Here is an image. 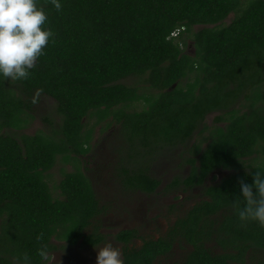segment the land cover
<instances>
[{
	"label": "trees",
	"instance_id": "1",
	"mask_svg": "<svg viewBox=\"0 0 264 264\" xmlns=\"http://www.w3.org/2000/svg\"><path fill=\"white\" fill-rule=\"evenodd\" d=\"M44 96L60 121L28 132ZM114 125L146 154L186 145L182 184L204 191L163 236L134 247L137 229L119 230L118 264H159L180 238L191 246L180 264L264 251V0H0V264H46L55 241H105L81 158L95 129ZM60 159L72 169L56 197L48 173ZM121 167L129 189L160 184L148 164ZM219 168L234 171L207 184Z\"/></svg>",
	"mask_w": 264,
	"mask_h": 264
},
{
	"label": "rangeland",
	"instance_id": "2",
	"mask_svg": "<svg viewBox=\"0 0 264 264\" xmlns=\"http://www.w3.org/2000/svg\"><path fill=\"white\" fill-rule=\"evenodd\" d=\"M231 13L225 22H230ZM197 28V27H195ZM188 51H193L188 40ZM128 83L140 82L137 77L125 80ZM141 83V82H140ZM143 84V83H141ZM148 92V90H143ZM139 107L142 103H138ZM56 102L50 96H44L35 107V119L26 131L34 132L43 127V118L53 116L55 122L60 116L55 111ZM217 112L210 113L206 121L212 122ZM114 125L102 132L97 127L94 131L91 151L81 160L86 166V172L92 178L95 191L103 211L99 216L106 239L97 246H86L81 243L69 246L66 242L55 241L58 249L53 251L46 264H118L123 256L124 244L115 238V234L125 228H136L139 236L130 243L140 246L144 238H157L166 234L170 225L199 199L204 197L201 187H187L182 180L188 175L191 164L186 160L191 155L188 147L182 144L162 146L157 150H137L118 132ZM193 138L191 140L194 141ZM137 151L146 154L136 155ZM139 161L148 164L153 176L160 180L154 192H144L129 189L122 182V167L129 161ZM63 169V170H62ZM72 169L71 164L59 160L48 173V182L54 196H60L57 185L64 170ZM234 171L232 168H219L207 179V184L218 182ZM191 246L184 239H178L173 249L158 259L159 264H180ZM215 250H218L219 248ZM244 264H264V251L252 250L246 256Z\"/></svg>",
	"mask_w": 264,
	"mask_h": 264
},
{
	"label": "built area",
	"instance_id": "3",
	"mask_svg": "<svg viewBox=\"0 0 264 264\" xmlns=\"http://www.w3.org/2000/svg\"><path fill=\"white\" fill-rule=\"evenodd\" d=\"M178 33H179V29L173 31V32H172V35L176 36V35H178Z\"/></svg>",
	"mask_w": 264,
	"mask_h": 264
},
{
	"label": "flooded vegetation",
	"instance_id": "4",
	"mask_svg": "<svg viewBox=\"0 0 264 264\" xmlns=\"http://www.w3.org/2000/svg\"><path fill=\"white\" fill-rule=\"evenodd\" d=\"M148 167H149V166H148ZM149 172H150V167H149ZM101 224H102V223H101ZM125 229H126V228H125ZM101 230H102V232H103V229H102V228H101ZM167 231H168V230H167ZM103 233H104V232H103ZM104 234H105V233H104ZM105 235H106V234H105ZM138 236H139V234H138ZM138 236H137V237H138ZM137 237H135L134 239H136ZM157 238H158V237H157ZM134 239H133V240H134ZM144 239H145V238H144ZM132 242H133V241H132ZM142 242H143V241H142ZM141 244H142V243H141Z\"/></svg>",
	"mask_w": 264,
	"mask_h": 264
}]
</instances>
